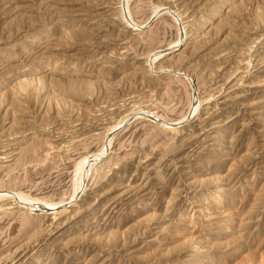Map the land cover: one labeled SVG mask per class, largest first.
Instances as JSON below:
<instances>
[{
  "label": "rangeland",
  "instance_id": "374dc122",
  "mask_svg": "<svg viewBox=\"0 0 264 264\" xmlns=\"http://www.w3.org/2000/svg\"><path fill=\"white\" fill-rule=\"evenodd\" d=\"M0 264H264V0H0Z\"/></svg>",
  "mask_w": 264,
  "mask_h": 264
},
{
  "label": "bare ground",
  "instance_id": "6f19581e",
  "mask_svg": "<svg viewBox=\"0 0 264 264\" xmlns=\"http://www.w3.org/2000/svg\"><path fill=\"white\" fill-rule=\"evenodd\" d=\"M181 46V44L180 43H178L176 46H174V48L173 49H177L178 47H180ZM165 126H167V125H165ZM175 127V126H174ZM174 127H170L169 125H168V128H170L171 130H177L176 128H174ZM219 181V180H218ZM225 183V182H224ZM229 184V183H228ZM229 186V185H228ZM228 186H227V184H225V185H223V186H220V187H216V188H214V189H212V191H211V193H212V197H213V199H217V198H223L224 196H223V194H225L226 192H228V190H229V188H228ZM224 192V193H223ZM215 201V200H214ZM218 201V200H217ZM224 215V214H223ZM194 240V239H193ZM200 241V240H199ZM190 242H191V240H190ZM195 252V251H194ZM199 252V251H198Z\"/></svg>",
  "mask_w": 264,
  "mask_h": 264
}]
</instances>
